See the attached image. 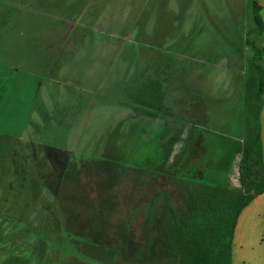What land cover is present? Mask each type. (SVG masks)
<instances>
[{
    "label": "rangeland",
    "instance_id": "obj_1",
    "mask_svg": "<svg viewBox=\"0 0 264 264\" xmlns=\"http://www.w3.org/2000/svg\"><path fill=\"white\" fill-rule=\"evenodd\" d=\"M118 1L80 22L0 0V264H146L166 199L234 201L254 0ZM242 225L241 264H264V214Z\"/></svg>",
    "mask_w": 264,
    "mask_h": 264
},
{
    "label": "trees",
    "instance_id": "obj_2",
    "mask_svg": "<svg viewBox=\"0 0 264 264\" xmlns=\"http://www.w3.org/2000/svg\"><path fill=\"white\" fill-rule=\"evenodd\" d=\"M262 10L263 6L254 0L252 19L254 30L259 33L264 32ZM247 43L254 49L251 60L253 73L246 84V138L238 162L240 187L236 190L234 201L220 207L213 200H203L204 195L200 199L193 192L188 196L183 194L182 204L177 207L166 199V211L156 212L146 222L145 242L137 256L146 264H233V245L239 217L245 207L264 193L261 115L264 106V65L261 62L264 48L257 47L250 39H247ZM17 155L14 160L17 171L26 178L30 167L20 150ZM183 175L206 178L203 171L194 172L190 168ZM29 176L30 179H38L36 172ZM126 231L131 235V230Z\"/></svg>",
    "mask_w": 264,
    "mask_h": 264
},
{
    "label": "crops",
    "instance_id": "obj_3",
    "mask_svg": "<svg viewBox=\"0 0 264 264\" xmlns=\"http://www.w3.org/2000/svg\"><path fill=\"white\" fill-rule=\"evenodd\" d=\"M4 3L8 2L9 0H2ZM22 1V0H21ZM99 1L103 3H99ZM33 3L31 4L32 7ZM41 5V13L44 15L49 14L52 15L51 17L59 18L61 17L59 14L51 12L50 10H46V6L50 7H59L64 8L66 15L71 16H64V17H74L76 20L82 22V18L88 9L91 7H99L101 9L105 8H124L125 9V2L118 1V0H40ZM262 5V4H261ZM263 6V5H262ZM264 7V6H263ZM92 13V12H91ZM103 10H101V14ZM97 14V13H96ZM100 16V15H97ZM63 17V18H64ZM262 138H263V145H264V106L262 110ZM264 214V193L257 196L245 209L242 211L238 225L236 230V235L234 239L233 245V264H241L240 259L241 256L244 254L242 247L240 245L239 240L241 239L239 236V231L243 230V222L252 216H260Z\"/></svg>",
    "mask_w": 264,
    "mask_h": 264
}]
</instances>
